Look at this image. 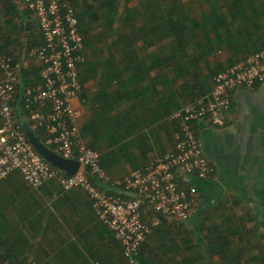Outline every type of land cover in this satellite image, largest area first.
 <instances>
[{
  "label": "crops",
  "instance_id": "1",
  "mask_svg": "<svg viewBox=\"0 0 264 264\" xmlns=\"http://www.w3.org/2000/svg\"><path fill=\"white\" fill-rule=\"evenodd\" d=\"M240 1L241 14L234 21L231 5L221 9L225 27L213 33L225 44L201 62L195 79H179L172 65L153 66L152 60L161 57L162 36L155 28L151 33L148 27H155L156 20L146 18L161 9L157 3L124 9L106 45L118 41L120 29L129 40L101 55L108 66L80 74L85 98L81 137L99 153L112 180L126 179L175 150L180 121L172 116L209 95L217 72L264 47V0ZM127 11H137V19L126 20ZM86 18L88 23L91 18ZM89 35V42L102 39L100 30L99 39ZM41 43L37 19L22 1L1 0L0 59L11 55L20 61L29 86L40 82V64L29 51ZM94 44L85 47L89 63L103 46ZM226 120L223 128L208 121L194 125L214 174L209 180L189 179L198 191L193 214L153 230L140 247L141 264H264V84L237 90ZM123 254L85 192L64 191L57 180L35 189L17 171L0 182V264H129Z\"/></svg>",
  "mask_w": 264,
  "mask_h": 264
},
{
  "label": "built area",
  "instance_id": "2",
  "mask_svg": "<svg viewBox=\"0 0 264 264\" xmlns=\"http://www.w3.org/2000/svg\"><path fill=\"white\" fill-rule=\"evenodd\" d=\"M21 1L36 17L42 36L41 45L29 51L40 64V82L23 88V64L11 55L0 59V182L17 171L35 189L57 180L64 191L85 192L125 259L141 264L139 249L160 226L161 217L174 223L193 214L198 191L189 179L204 181L214 174L194 125L203 121L219 128L227 125L233 94L264 84V49L216 74L209 95L172 116L180 121L175 150L126 179L112 180L101 167L99 153L87 146L80 133L85 98L79 67L87 62V54L74 0ZM24 123L50 150L80 162L77 174L68 176L41 158ZM103 185L124 195L112 194Z\"/></svg>",
  "mask_w": 264,
  "mask_h": 264
},
{
  "label": "trees",
  "instance_id": "3",
  "mask_svg": "<svg viewBox=\"0 0 264 264\" xmlns=\"http://www.w3.org/2000/svg\"><path fill=\"white\" fill-rule=\"evenodd\" d=\"M120 1L121 0H105L102 2L101 0H91V2L93 3H90V5L87 2L81 3L80 0L73 1V5L77 10V18L79 20V30L85 36V47H91L92 45V43H90L86 39L87 38L86 36L89 32V30L87 32L85 31L87 28L86 17L87 16L90 17L91 22L93 23L101 22V26L103 28V30L100 31L102 32L101 38L104 41H106L107 38L110 36V33L112 32L113 25L118 21L117 13H118ZM194 1L200 3L204 1L206 3L202 5V8L200 10L194 12L192 10V7L188 6V3H186L184 0H161V1L157 0V5L160 4L161 9L157 10L156 12L152 11V13H150L146 18V20H149L151 18L152 20H156L155 27L154 25L152 27H148L151 33L153 34L154 31L153 28H155L157 34L158 35L161 34L162 36L161 57L160 59L159 57H156V60H152L153 66L157 67L161 65L164 68L167 65H172L176 68V72L179 79H184V78L195 79L198 76H200L198 70L201 65V62L202 61L206 62V59L208 57H212L220 45L225 44V42L221 43L220 37L218 36L217 33L215 34L213 33V31L218 30L219 26L221 28L225 27L223 23H221L222 22L221 19L223 17V14L221 13V9L231 5L233 8L229 12L233 21L241 14L240 11H237L239 10L240 5L242 4L240 0H194ZM97 2H100L98 7H97L98 5ZM84 9L85 10L88 9L89 14L88 13L86 14ZM98 12L100 14H98ZM92 13L96 15L91 17ZM126 15H127L126 20H136L138 17V12L127 11ZM155 16L156 19H154ZM122 21L123 18L121 22ZM137 31L138 30L136 28L132 30L134 34H136ZM119 32L121 36L118 38V41L113 42L108 47L107 45L104 46L106 47L108 53H111L116 48L121 47L125 42L129 40V36L127 39L123 38L122 35L123 31L121 29ZM98 42H100V39ZM262 49H264V47L261 48L260 50ZM128 51L132 52V50H128ZM104 52H105L104 49L103 50L99 49L94 51L92 54L94 60L91 61L90 63L88 62V55H87V62L79 67V73L81 74L83 69L84 72H87L88 70L97 69V66H103V67L108 66L107 64H109L110 62L107 63V61L101 59V55ZM190 52H192L191 56L189 54ZM236 63H234L233 65H235ZM218 73L219 72H217L216 74ZM22 81L24 83L22 85L23 88L29 87V85L25 83L24 78H22ZM32 85L34 84L32 83ZM38 140L44 142V140L40 135L38 136ZM160 220H161L160 225L172 224L169 223L168 220L165 218L161 217Z\"/></svg>",
  "mask_w": 264,
  "mask_h": 264
},
{
  "label": "water",
  "instance_id": "4",
  "mask_svg": "<svg viewBox=\"0 0 264 264\" xmlns=\"http://www.w3.org/2000/svg\"><path fill=\"white\" fill-rule=\"evenodd\" d=\"M23 129L26 132L30 142L37 151V153L49 162L53 167L63 171L68 176H73L82 168L80 162L76 160H68L54 151L50 150L44 143L38 140L32 129L27 123L23 124Z\"/></svg>",
  "mask_w": 264,
  "mask_h": 264
},
{
  "label": "rangeland",
  "instance_id": "5",
  "mask_svg": "<svg viewBox=\"0 0 264 264\" xmlns=\"http://www.w3.org/2000/svg\"><path fill=\"white\" fill-rule=\"evenodd\" d=\"M81 1V3H84L85 2V0H80ZM102 2L103 1H105V0H101ZM158 1H161V0H158ZM186 3H188V6H190V7H192V10L194 11V12H197L198 10H200L201 8H202V5L203 4H205L206 2H197V1H194V0H184ZM90 3H93V2H90ZM135 3H138V4H142V5H155L156 3H157V0H121L120 1V5H119V9H118V13H117V18H118V23L117 24H120L121 25V23H120V21L122 20V18H123V15H122V13L124 12V9L128 6V5H130V4H135ZM97 4H98V6H99V4H100V2H97ZM160 7H161V5L160 4H158ZM157 10H160V9H157ZM121 14V15H120ZM91 21V20H90ZM89 21V22H90ZM89 22L86 24V26H87V28H86V32L89 30L90 31V35L89 36H96L97 35V32H99V30L101 31V22L100 23H93V22H90V24H89ZM120 28H121V26H119ZM98 36V39H99V35H97ZM91 40H93L92 42H93V44L95 43V42H98V41H96L95 39H91ZM108 40H110V36L107 38V40L106 41H104L103 39H100V44L102 45V42H103V46H102V50L104 49V51H106V47H104V46H106V44H107V42H108ZM92 42H90V43H92ZM93 44L91 45V47L90 48H94V46H95V44H94V46H93ZM93 46V47H92ZM38 136H39V134H38Z\"/></svg>",
  "mask_w": 264,
  "mask_h": 264
}]
</instances>
